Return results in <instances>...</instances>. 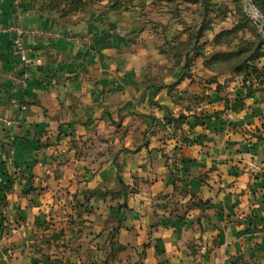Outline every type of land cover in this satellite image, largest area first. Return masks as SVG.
<instances>
[{"label": "crops", "instance_id": "1", "mask_svg": "<svg viewBox=\"0 0 264 264\" xmlns=\"http://www.w3.org/2000/svg\"><path fill=\"white\" fill-rule=\"evenodd\" d=\"M99 1L62 19L49 0H0V26L23 27L24 43L39 59L23 87L12 34L0 32V116L18 120L11 127L0 122V204L19 205L32 176L38 182L73 173L70 190L98 191L99 178L111 184L117 166L139 191L127 202L138 211L101 222V238L112 239L102 264H264V84L222 99L210 95V103L190 109L161 85L178 72L154 75L161 86L151 83L120 24L125 10ZM187 80L171 93L191 88ZM165 108L186 116L166 123ZM117 117L149 128L135 138L137 148L122 140L128 151L110 157L108 146L105 156L91 146L84 161L71 143H96L97 128L110 129ZM91 202L84 222L97 226L99 202Z\"/></svg>", "mask_w": 264, "mask_h": 264}, {"label": "rangeland", "instance_id": "2", "mask_svg": "<svg viewBox=\"0 0 264 264\" xmlns=\"http://www.w3.org/2000/svg\"><path fill=\"white\" fill-rule=\"evenodd\" d=\"M102 2L104 7L120 5L125 10L121 11L125 22L120 24L138 47L133 50L136 49L138 58L146 63L142 73L149 76L151 83L157 84L154 75L167 73L168 76L178 72L174 77L164 79L161 85L168 88V94H178L180 102L187 103L190 109L210 103V95L222 99L229 90H250L255 83L264 84V13L252 0ZM96 3V0H49L47 5L59 12L58 17L69 19L91 10ZM186 79H189V85L193 83L191 88L180 90L179 87L176 93H171ZM165 109L166 123L167 119L178 122L186 116L184 111L177 113ZM117 118L110 129L97 128L102 136L96 143H71L73 147H80L84 161L91 156V146L96 148L99 156H105V146H108L110 157H117L128 149L122 140H134L136 149L139 139L135 138L145 136L149 130L142 129V124L137 121L122 125V118ZM114 176L115 180L108 185L106 179L99 178L98 191L94 192H74L65 186L75 178L73 173L53 174L51 181L50 176L45 181L40 177L38 182H34L32 176L28 187L20 191L19 205L6 208V203L0 204V264H102V248L112 239L104 242L101 238L102 231L107 229L105 222H101L107 216L138 211L127 202L131 196L138 198L139 191L124 182L121 167L116 166ZM82 177V181H90L89 173L84 172ZM78 195L82 204L76 206ZM92 197L99 202L95 212L100 218L97 226H88L84 222L85 216L94 211ZM0 199H6V195ZM117 206L122 207L119 209L122 211L117 212ZM119 227L117 222L109 226L112 237ZM91 228L93 231L89 234L95 230L97 234L89 238L87 233Z\"/></svg>", "mask_w": 264, "mask_h": 264}, {"label": "built area", "instance_id": "3", "mask_svg": "<svg viewBox=\"0 0 264 264\" xmlns=\"http://www.w3.org/2000/svg\"><path fill=\"white\" fill-rule=\"evenodd\" d=\"M0 32H8L12 34L14 54L20 59L23 65L17 81L24 87L27 85V80L31 74L33 65L37 63L39 59L35 58V56H31L33 53L32 48L24 43V34L26 31L23 27L16 23H12L7 26H0ZM0 122L7 127H11L18 123V120L0 116Z\"/></svg>", "mask_w": 264, "mask_h": 264}, {"label": "trees", "instance_id": "4", "mask_svg": "<svg viewBox=\"0 0 264 264\" xmlns=\"http://www.w3.org/2000/svg\"><path fill=\"white\" fill-rule=\"evenodd\" d=\"M252 2L262 13H264V0H252Z\"/></svg>", "mask_w": 264, "mask_h": 264}, {"label": "water", "instance_id": "5", "mask_svg": "<svg viewBox=\"0 0 264 264\" xmlns=\"http://www.w3.org/2000/svg\"><path fill=\"white\" fill-rule=\"evenodd\" d=\"M256 23H257V24H259V23H260V21H259V20H256Z\"/></svg>", "mask_w": 264, "mask_h": 264}]
</instances>
